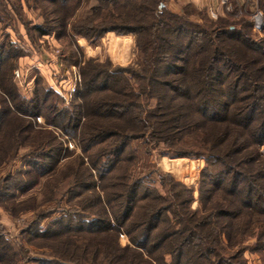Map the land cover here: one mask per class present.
I'll return each mask as SVG.
<instances>
[{
    "label": "trees",
    "instance_id": "obj_1",
    "mask_svg": "<svg viewBox=\"0 0 264 264\" xmlns=\"http://www.w3.org/2000/svg\"><path fill=\"white\" fill-rule=\"evenodd\" d=\"M40 1L65 9L81 0ZM98 1L95 18L74 24V32L89 41L110 29L134 34L143 63L140 68H113L110 62H87L75 99L82 103L64 106L62 98L40 87V82L30 100L22 97L13 81L22 54L0 44V127L34 133L29 138L34 146L42 134L34 127L35 119L44 117L47 125L79 138L86 155L70 164L63 178H55L58 183L47 184L53 182L45 202L60 204L65 196L78 201L60 209L64 215L48 229L28 234L30 245L39 248L37 239L47 244L48 259L34 261L248 264L247 250L264 252V38L256 41L253 25L245 20L220 19L203 27L186 15L157 13L162 0H143L145 5L139 7L148 11L150 20L129 24L133 15H117L113 9L128 0ZM6 9L0 0V14ZM43 14L46 26L36 27L40 36L68 34L66 17L53 19L48 7ZM53 23L59 25V34ZM144 99L154 100L155 106ZM146 138L156 147L164 145L165 156L206 160L198 208L192 207L195 190L173 178L163 180V192L133 179L135 155L129 149L135 139ZM63 150L59 142L57 152L51 148L49 153L34 151L27 156V174L35 176V183L29 182L26 190L35 188L41 182L38 178L55 174ZM68 180L67 188L57 193L58 184ZM4 181L18 183L12 178ZM8 192L7 186L3 197H9ZM47 214L38 215L34 226L53 215ZM123 235L129 239L125 246L120 243ZM32 260L0 228V264Z\"/></svg>",
    "mask_w": 264,
    "mask_h": 264
},
{
    "label": "rangeland",
    "instance_id": "obj_2",
    "mask_svg": "<svg viewBox=\"0 0 264 264\" xmlns=\"http://www.w3.org/2000/svg\"><path fill=\"white\" fill-rule=\"evenodd\" d=\"M136 1L138 4L135 6V1L128 0V2L124 3L126 5L122 7H113V9L115 8L114 12L117 15L127 14L126 17L133 15L134 20H131V22L128 20L129 22L127 23L129 24L145 25L147 24V20H150L148 18L149 13L148 11H142L139 7L140 4L145 5L143 4V0ZM1 2L7 9L6 13L0 14V44H8L13 48H17L22 54L16 61L13 81L21 96L26 99L30 100L32 98L37 88V82H40V87L46 91L51 89L60 97L52 86L51 80H48L46 75H42V71L37 68V63L39 62L48 64L50 69H55L56 61H62L64 69L71 70L73 66L80 69L82 83L69 103L60 97L64 102V106H68L74 101L77 104L82 103L81 100L75 99L82 89L84 81L82 71L86 67L87 62H110L113 68H140L143 63L141 52L136 45L137 36L134 34H118L110 29L97 41H89L82 35L79 36L74 32L72 29L74 24L81 22L88 23L87 21L95 18L94 8L100 4L98 0H81L78 5H73V7L75 6L74 11L72 6L60 9L56 5H47L40 0H1ZM170 2L171 0L160 1L157 13L166 11L179 17L186 15L187 19L193 24H199L203 27H207L208 23H214V21L220 19L229 20L230 22L245 20L251 23L250 18L253 8L251 5L240 8L237 0H232L234 14L221 13V17L214 21L211 19L208 8H196L193 5L187 4H180V6L172 4L170 6ZM161 5L162 7H160ZM46 7H48V12L52 15L53 19L66 17L67 35L64 33L63 35L56 36L55 33H51L47 36H40L39 32L36 31L37 26H46L45 14H43ZM105 14H107V11L103 12V15ZM51 26L57 30V34L60 33L61 30L58 24L53 23ZM251 34L256 41L264 38V32L262 35H258L252 29ZM20 69L27 75L23 82L17 81L15 77V71ZM131 82L134 84L136 92H138L136 80L132 79ZM95 97H93V100ZM144 102L151 107L155 106L156 103L150 99H144ZM59 106L63 108L62 102H60ZM35 121V129H39L42 134L38 135L39 139H37L34 146L29 140V138L33 139L34 133L32 135V133H24L23 131L17 132L15 130L16 127H0L2 133L0 134V184H2L0 191V196H2L0 197V228L5 232L6 237L10 241L18 246L22 245L28 251L29 257L33 260L32 262L23 264H39L34 260L48 259L46 255L48 251L45 250L47 249V244H43L45 242L38 241L37 239V243L40 244L39 248L30 245L27 239L30 237L28 234L36 232V229H48L53 221L64 215L60 209L67 210L70 207L69 205H76L74 203L78 201L76 199L70 200L65 196L60 201V204L57 201L45 202L44 195L53 182L50 185L47 184L59 176L63 178L70 164L75 165L74 162L78 158L86 156L81 146H79V138L65 134L62 130L51 124L47 125L44 117H39ZM12 139H15L17 144H14ZM10 141L12 144H10ZM59 142L63 144L65 150L60 153L59 160L61 161L58 170H56L55 174L51 175V178H38L41 182L32 190H26V187L30 184L29 182L35 183V176L27 174V171L30 169L29 165H26L27 161H29L27 156H31L34 151L49 153L51 152V148L57 152ZM48 143L50 146L47 145ZM163 147L164 145L156 147L148 138L132 141L129 150L135 155L134 165L131 169L133 179L140 178L147 186L163 192V180L166 178V181H168L173 178L175 181L195 190L196 201L192 207L193 209L198 208L200 197L199 186L202 179L201 173L207 167L206 160L204 158H173L169 155L165 156L161 153ZM98 149L99 147L96 150ZM38 161L47 165L49 164L45 159H38ZM32 172H34L33 169ZM9 178L17 180L18 183L12 181V183H7L4 181ZM54 181L58 183V180ZM68 182L70 180L62 181L58 184L56 192L58 193L59 190L66 189ZM6 185L9 187V197H3L2 195L3 191L7 188ZM17 185H20V187ZM8 193L6 194L8 195ZM88 196L93 198V193L88 192ZM48 212L53 215L34 226L38 215L45 214L44 216H46ZM120 243L122 246L128 244V237L126 235L121 236ZM247 243V246L251 247L252 242ZM245 258L248 260V264H264V252L253 253L247 250Z\"/></svg>",
    "mask_w": 264,
    "mask_h": 264
},
{
    "label": "built area",
    "instance_id": "obj_3",
    "mask_svg": "<svg viewBox=\"0 0 264 264\" xmlns=\"http://www.w3.org/2000/svg\"><path fill=\"white\" fill-rule=\"evenodd\" d=\"M238 3L240 4V8H245L247 5H251L253 11L250 21L253 25V32L262 35L264 32V5L263 7H260L258 0H238ZM218 7L223 10L224 14H234L232 0H220ZM218 7L214 6V8L209 9L213 21L218 20L221 17V12ZM37 64V68L42 71V75H46V78L51 80L52 86L58 92L60 97H62L65 102L69 103L82 83L79 72L80 69L76 66H73L71 70L64 69L65 67L62 61L55 62V69H50L48 67L49 65L43 62ZM26 76L25 72L21 69L15 71L16 80L19 82H23ZM261 152L264 155V146L262 147Z\"/></svg>",
    "mask_w": 264,
    "mask_h": 264
},
{
    "label": "crops",
    "instance_id": "obj_4",
    "mask_svg": "<svg viewBox=\"0 0 264 264\" xmlns=\"http://www.w3.org/2000/svg\"><path fill=\"white\" fill-rule=\"evenodd\" d=\"M238 1V0H237ZM219 2L220 0H171L170 2V6L173 5H177L180 6V4H187V5H193L194 7H198V8H214V6L218 7L219 6ZM259 2V6L263 7L264 5V0H258ZM219 8V7H218ZM220 12L224 13L223 10L221 8Z\"/></svg>",
    "mask_w": 264,
    "mask_h": 264
},
{
    "label": "water",
    "instance_id": "obj_5",
    "mask_svg": "<svg viewBox=\"0 0 264 264\" xmlns=\"http://www.w3.org/2000/svg\"><path fill=\"white\" fill-rule=\"evenodd\" d=\"M160 7H162V5Z\"/></svg>",
    "mask_w": 264,
    "mask_h": 264
}]
</instances>
